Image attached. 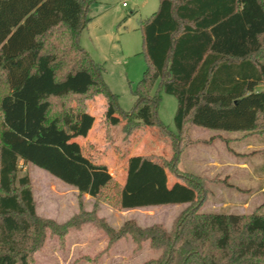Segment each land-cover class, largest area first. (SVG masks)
<instances>
[{
	"label": "trees",
	"instance_id": "16d2710c",
	"mask_svg": "<svg viewBox=\"0 0 264 264\" xmlns=\"http://www.w3.org/2000/svg\"><path fill=\"white\" fill-rule=\"evenodd\" d=\"M91 1L0 0V264H34L47 233L61 238L86 222L105 231L106 249L129 237L137 251L147 240L159 254L142 264H264V213L200 212L203 178L177 172L190 126L264 133V0H159L141 24L147 65L128 110L103 82V66L79 44ZM59 29L68 31L77 57L56 75V54L44 48ZM161 91L177 100L176 131L156 115ZM96 93L125 126L136 125L137 109L149 106L155 122L176 140L168 170L152 154L131 156L119 193L122 210L188 203L170 229L159 223L138 226L131 218L114 228L94 209L61 223L36 212L30 178L19 175L21 165L44 169L95 199L110 181L108 166L87 158L73 140L89 134L95 116L82 109L72 131L59 125L58 117H47L51 96ZM168 171L184 181L169 183Z\"/></svg>",
	"mask_w": 264,
	"mask_h": 264
},
{
	"label": "rangeland",
	"instance_id": "374dc122",
	"mask_svg": "<svg viewBox=\"0 0 264 264\" xmlns=\"http://www.w3.org/2000/svg\"><path fill=\"white\" fill-rule=\"evenodd\" d=\"M158 2L159 0H93L87 12L89 18L87 26L79 34L80 46L95 62L103 66L102 80L112 92L117 94L119 106L125 110L130 109L134 104L133 89L147 65L144 52H142L141 24L145 18L157 10ZM70 45L69 33L65 29L57 30L46 40L44 51L56 54L54 67L56 75L68 69L72 60L77 57ZM80 63L84 65L86 62L81 61ZM159 97L156 115L168 130L176 131L174 112L177 100L173 95L163 91L159 93ZM98 99L103 101L98 103ZM89 101L95 103L93 112L97 116V122L91 131L90 138L83 140L81 149L93 161L107 164L112 177L110 184L101 195L99 194L98 199L90 198L85 194L79 195L72 186L59 181L44 169L30 163L21 165L19 175L26 173L30 178L33 198L36 201V212L44 218H51L61 223L75 216L79 211L91 212L94 209L98 217H102L114 228H119L125 219L131 218L138 226L159 223L170 229L174 219L187 207L188 203L122 210L119 207L117 191L124 162L128 156L138 153L152 154L168 170L176 155V140L172 139V136L163 131L155 122L147 105L137 109L135 120L138 123L136 125L131 123L125 126V121L114 113L112 105L101 93L89 97L75 94L51 96L47 117H58L59 125L72 131L74 121L79 118L77 113L83 111L82 109L87 111ZM107 108L109 111H106ZM217 133H221L224 138L212 137ZM259 136L254 135V138H260ZM244 138L240 131H216L195 125L188 128V133L181 141L182 148L179 161H177V172L192 173L203 178L201 180L204 181L205 194L199 201L200 212L249 214L257 210L264 213V208H254L256 202L264 200V194L255 196L254 204L242 210L238 204L237 194H233V189L226 186V195H218L216 190L212 192L211 177L205 174L202 168L203 160L200 157L202 153L198 151L199 149L210 148L216 152L224 149L234 157L237 156L234 152H245L240 149L245 143ZM187 140L190 142L187 143ZM238 156L250 162L252 153ZM195 157L198 160L196 162L201 163V167L195 166ZM258 157L262 156L258 155ZM168 172L170 177L184 181L178 175ZM227 182L231 183V181ZM241 196L247 195L243 193ZM100 231L107 236L103 229L94 223L86 222L77 229L71 228L61 238L47 233L43 246L33 254L32 261L34 264H70L85 260L87 264H99L100 258L109 252L107 247L95 252L103 247L102 240H99V233H97ZM76 239L78 240L76 243L78 251L72 252L73 248L70 243ZM121 243L122 251L127 253L129 248L125 242ZM81 252L95 253L90 256L83 255ZM158 254L159 250L156 252V255Z\"/></svg>",
	"mask_w": 264,
	"mask_h": 264
},
{
	"label": "crops",
	"instance_id": "0c3cea01",
	"mask_svg": "<svg viewBox=\"0 0 264 264\" xmlns=\"http://www.w3.org/2000/svg\"><path fill=\"white\" fill-rule=\"evenodd\" d=\"M103 100L98 99L97 102L100 103ZM96 102V103H97ZM106 104V101L104 105ZM95 107V103H91V101L87 104V112L95 116L94 123L92 124L89 134L86 137L82 136H76L73 140H76L80 147L82 146L83 140H86L90 138L91 131L93 127L95 126L97 122V116L93 112V108ZM254 135H260V138H254ZM242 136L245 138L243 139L245 142L244 145L240 148L242 151H245L243 153L241 152H234L235 155L232 157L229 153H227L224 149L219 150L218 152L213 151L210 148H202L198 151L202 153L200 156L203 160L202 168L204 170V173L207 174L209 177H211V190L214 192L216 190L217 194L226 195V186L234 190V195L237 194L238 204L239 207L242 210L248 209L252 204H254L253 200L255 196L264 194V133H251L249 135H246L242 133ZM214 138H224L221 133H217L216 135H213ZM256 137V136H255ZM250 154L252 153L250 162H247L243 160L238 155L242 154ZM141 154V153H138ZM133 154L128 156V158L125 160L123 173L121 175L118 191H117V199L120 200V190L124 182V177L127 170L128 165V159L131 156L138 155ZM85 155V154H84ZM258 155H261L262 157H258ZM87 158L92 160L90 157L85 155ZM93 161V160H92ZM198 161L196 157L194 158V164L195 166L201 167L200 162ZM95 163H99L96 161H93ZM99 164H105V163H99ZM107 166V164H105ZM112 178V177H111ZM169 183L173 181H180L178 178L170 177L168 174ZM111 181V180H110ZM109 181V182H110ZM231 181V183L227 182ZM107 183L104 187H102L100 191V195L102 191L110 184ZM182 182V181H181ZM211 193V192H209ZM245 194L247 196H241V194ZM86 196L90 197L88 194H85ZM91 198V197H90ZM254 208H264V200L256 202L254 205ZM82 230V229H80ZM99 233V240H102L103 247L100 248V250L95 251L99 252L101 250H104L108 246V238L103 232H97ZM77 239L72 241L70 245H72L73 251H78V244ZM125 242L127 248H129L127 253H124L122 251V243ZM75 244V245H74ZM76 247V248H75ZM134 243H132L131 239L128 238H121L119 240H116L113 242V244L109 247V252L107 254H104L99 261V264H142L144 261L156 258V252L151 247L147 240L143 241L141 249L138 251H134ZM93 252V254L95 253ZM83 253V255H90L93 254L89 253ZM73 255V254H72ZM70 264H87L85 260L79 261L78 263H70Z\"/></svg>",
	"mask_w": 264,
	"mask_h": 264
},
{
	"label": "built area",
	"instance_id": "2783aa9c",
	"mask_svg": "<svg viewBox=\"0 0 264 264\" xmlns=\"http://www.w3.org/2000/svg\"><path fill=\"white\" fill-rule=\"evenodd\" d=\"M123 5H126L125 2H122Z\"/></svg>",
	"mask_w": 264,
	"mask_h": 264
}]
</instances>
